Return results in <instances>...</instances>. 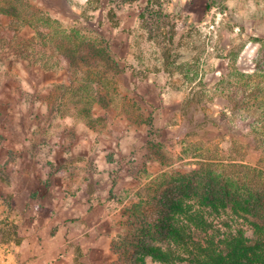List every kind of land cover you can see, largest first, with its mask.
Masks as SVG:
<instances>
[{
  "label": "rangeland",
  "instance_id": "rangeland-1",
  "mask_svg": "<svg viewBox=\"0 0 264 264\" xmlns=\"http://www.w3.org/2000/svg\"><path fill=\"white\" fill-rule=\"evenodd\" d=\"M257 60L264 68V0H0L1 250L23 235L15 206L71 196L111 224L110 264H191L156 228L188 221L165 206L200 167L197 138L181 137L194 130L185 101H208L219 161L264 167V138L231 108L248 113L252 87L241 88Z\"/></svg>",
  "mask_w": 264,
  "mask_h": 264
},
{
  "label": "trees",
  "instance_id": "trees-1",
  "mask_svg": "<svg viewBox=\"0 0 264 264\" xmlns=\"http://www.w3.org/2000/svg\"><path fill=\"white\" fill-rule=\"evenodd\" d=\"M61 45L71 48L64 42ZM254 70L258 73L248 76L245 88H241L246 91L252 87L247 97L242 99L243 104L240 103L248 111L245 115H242L239 102H234L237 94L233 93L229 98L219 91L215 95L234 102L231 105L235 114L234 124L244 122L242 117L245 116L249 123L246 129L264 138V96L260 97L255 93L261 89H258L257 85L262 83L257 82V79L261 77L264 80V76H259L264 75V68L259 60L255 63ZM259 92L264 95V87ZM185 103L188 111L184 112L183 116L189 117L188 122L190 125L194 124V130L184 133L181 137L197 138L194 147L195 155L199 156L196 158H200L197 161L200 167L194 170L192 183L185 187L180 185L176 198L165 204L166 208H172L174 213H183L188 221L174 222L172 217L168 216L164 218L165 223L157 225L158 234L162 241L172 235L181 240L183 244L178 247L186 249L183 253L188 254L187 262L191 264H264V167H253L242 162L240 164L235 162V159L229 163L219 161V149L216 147V150L214 145L217 143L219 129L205 113L208 101L188 98ZM259 105L263 107L261 113ZM190 109L194 110L193 114H189ZM199 114L201 118H198ZM256 123L259 125L254 127ZM198 135L202 137L198 138ZM200 144L207 145L205 147ZM237 147L240 148L238 144ZM257 150L260 151L259 148ZM186 197L191 200L192 205L184 203ZM207 208L208 211L205 210ZM214 217L222 219L221 224H216ZM139 247L165 261L177 257L176 252L163 253L148 243Z\"/></svg>",
  "mask_w": 264,
  "mask_h": 264
},
{
  "label": "crops",
  "instance_id": "crops-1",
  "mask_svg": "<svg viewBox=\"0 0 264 264\" xmlns=\"http://www.w3.org/2000/svg\"><path fill=\"white\" fill-rule=\"evenodd\" d=\"M43 191L38 193L45 195L47 191ZM72 199L68 196L43 202L37 205L39 210L27 202L15 206L23 235L12 243L11 264H110L114 258L108 241L111 224L103 226L99 205H85L83 201L72 205ZM29 216L34 218L25 219Z\"/></svg>",
  "mask_w": 264,
  "mask_h": 264
},
{
  "label": "built area",
  "instance_id": "built-area-1",
  "mask_svg": "<svg viewBox=\"0 0 264 264\" xmlns=\"http://www.w3.org/2000/svg\"><path fill=\"white\" fill-rule=\"evenodd\" d=\"M9 256L10 253L5 251V249L1 250V246H0V264H10Z\"/></svg>",
  "mask_w": 264,
  "mask_h": 264
}]
</instances>
